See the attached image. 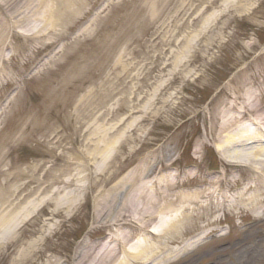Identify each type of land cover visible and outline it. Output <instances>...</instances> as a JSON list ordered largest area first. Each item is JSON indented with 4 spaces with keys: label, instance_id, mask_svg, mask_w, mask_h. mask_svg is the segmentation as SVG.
<instances>
[{
    "label": "rangeland",
    "instance_id": "1",
    "mask_svg": "<svg viewBox=\"0 0 264 264\" xmlns=\"http://www.w3.org/2000/svg\"><path fill=\"white\" fill-rule=\"evenodd\" d=\"M208 1L111 0L99 11L88 4L55 27L64 40L53 43L42 31L30 55L21 54L20 33L9 35L16 52L9 58L5 51L12 79L0 82V186L14 174L23 177L7 187L60 178L76 206L54 227L51 203L28 215L20 212L26 201L9 216L0 212V264H69L80 243L104 237L96 223L104 202L108 212L135 192L156 200L162 189L155 184L162 188L172 175L195 171L200 180L231 168L206 137L209 111L223 106L224 92L237 83L240 93L255 90V74H264V0H214L206 8ZM41 24L18 30L33 33ZM63 44V55L29 75ZM89 100L96 108L80 126L75 112ZM182 205L172 212L180 214ZM12 216L19 221L14 231L6 223ZM219 218L206 227L196 222L184 235L179 223V234L160 238L161 264H264V217L219 212ZM195 237L198 244L184 249Z\"/></svg>",
    "mask_w": 264,
    "mask_h": 264
},
{
    "label": "bare ground",
    "instance_id": "2",
    "mask_svg": "<svg viewBox=\"0 0 264 264\" xmlns=\"http://www.w3.org/2000/svg\"><path fill=\"white\" fill-rule=\"evenodd\" d=\"M0 1L4 4V9L0 8L1 82L3 77L6 81L12 79L6 70L7 59L4 53L8 50L10 58L16 52L9 40V35L13 31L20 33L25 40L22 43L24 50L21 54L30 55L33 47L37 48L35 37H41L39 34H42V31L53 39V43L64 40L63 31L55 28L57 25L64 26L68 23L70 15L82 12L88 4H91L90 8L99 11L104 8L105 2L109 3L111 0ZM212 4L214 0H209L206 8ZM36 21L42 23L37 31L30 33L18 30ZM87 29L80 30V33L88 31ZM65 47L66 44L58 50L52 48L51 53L44 60H40L41 62L39 61L29 70V75L42 71L45 64L63 55ZM255 75L260 77V80L256 82L255 90L248 89L244 94L240 93L237 83L236 87L224 92L225 99L221 102L223 106H214L209 111L210 123L206 137L214 140L213 145L218 156L231 168L222 170L214 176H204L200 180H195V171H189L180 178L172 175L165 178L162 188L159 187V182L155 184L162 189V193L158 192L159 189L155 191L156 200H152L142 191L140 198L145 195L142 202H137L140 198H137V192H135L136 196L131 194L130 199L117 209H114V205L107 212V202L101 206L99 204L101 210L96 211L97 222H95L98 228H105L106 233L98 242L80 243L79 249L75 251L69 264H161L165 256L157 258L155 254L156 248L164 245L160 238L168 240L173 235L179 234L177 227L179 223L184 225L182 230L184 235L191 234L197 228L196 222L205 221L203 227L217 224L221 221L219 212L249 213L255 221L260 222L263 219L264 107L257 103L256 96L264 90V74L259 72ZM251 78L253 81V77ZM246 79L241 78L240 84L246 83ZM90 104L89 100L75 112L76 122L80 126L90 119L96 108L91 107ZM104 113L105 111L101 113V116H104ZM115 174L116 171L113 172V175ZM22 177L21 174L9 175L5 184L0 186V212L3 215H11L25 201L26 204L20 212L24 211L26 215L34 212L39 205L51 203L53 208L49 212L48 220L54 227L58 225V221H54L55 218H61L63 214L76 206L73 201H70V192H64L69 183L60 178H55L45 185L43 176L39 181H33L32 183H36L33 186H29L31 183L29 180L16 187H7L8 183ZM178 186H185L186 190L174 192ZM48 190L46 195L41 196ZM177 202L183 204L180 214L172 212ZM13 217L6 222L11 231L19 227V221ZM2 225L0 222V228ZM212 230L207 234H210ZM137 232L141 233V237L133 239ZM201 237H204V234ZM199 240V237H195L183 248L198 244Z\"/></svg>",
    "mask_w": 264,
    "mask_h": 264
}]
</instances>
